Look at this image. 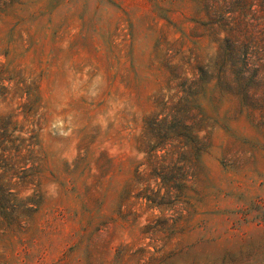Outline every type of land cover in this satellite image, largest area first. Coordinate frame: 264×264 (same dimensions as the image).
<instances>
[{
    "label": "rangeland",
    "instance_id": "rangeland-1",
    "mask_svg": "<svg viewBox=\"0 0 264 264\" xmlns=\"http://www.w3.org/2000/svg\"><path fill=\"white\" fill-rule=\"evenodd\" d=\"M198 6L22 0L1 14L13 191L36 205L22 227L0 216V264H264V82L248 102L218 80ZM175 123L184 136L162 139Z\"/></svg>",
    "mask_w": 264,
    "mask_h": 264
},
{
    "label": "trees",
    "instance_id": "trees-1",
    "mask_svg": "<svg viewBox=\"0 0 264 264\" xmlns=\"http://www.w3.org/2000/svg\"><path fill=\"white\" fill-rule=\"evenodd\" d=\"M21 1L0 0V16L8 7ZM197 1L200 5V16L195 22L218 44L213 67H210L215 68L220 75H217L218 80L222 79L228 89L236 90V93L248 102H255V93L250 90L256 89L264 82V76L261 75L264 72V0ZM255 6L258 7V14H250L253 10L256 11ZM199 68L203 73V66ZM173 117L177 118L175 114ZM165 119L166 116H163L158 122L162 123ZM170 127L164 131L162 139L171 138L172 136L168 135L171 130L175 131L174 138L184 136L182 129L187 128H180V133H176L175 128L179 126L175 123ZM12 131L9 123L1 122L0 118V162L4 163L6 159L8 165L4 176L9 175L8 181L0 185V216L7 228L22 227L19 212L31 213L36 205L35 201L32 203L34 199L31 196L22 198L13 191L16 183L11 178L17 176V161L12 157L18 156L19 147L14 144L16 139L12 136ZM19 146L21 147V144ZM11 149L15 152L13 156L9 155Z\"/></svg>",
    "mask_w": 264,
    "mask_h": 264
}]
</instances>
